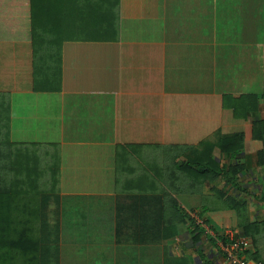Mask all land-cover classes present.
<instances>
[{"label": "crops", "instance_id": "obj_1", "mask_svg": "<svg viewBox=\"0 0 264 264\" xmlns=\"http://www.w3.org/2000/svg\"><path fill=\"white\" fill-rule=\"evenodd\" d=\"M70 26L53 94L34 91L29 30L0 37L13 122L55 145L40 233L51 264H229L187 216L248 237L247 257L264 260V0H120L100 30ZM235 133L237 158H208L207 143ZM207 160L240 163L237 182Z\"/></svg>", "mask_w": 264, "mask_h": 264}, {"label": "trees", "instance_id": "obj_2", "mask_svg": "<svg viewBox=\"0 0 264 264\" xmlns=\"http://www.w3.org/2000/svg\"><path fill=\"white\" fill-rule=\"evenodd\" d=\"M119 2L0 0V32H8L12 38H24L26 36L21 35L23 32L20 30H29L33 50L34 91L53 94L62 89L61 47L71 37L72 32L68 30L70 25H78V35L92 31V28L100 30L107 20H111V16L113 18L116 15ZM100 33L103 32H97ZM249 97L259 101L256 95ZM243 98L246 99V96ZM16 103L17 99L13 101L8 92L0 91V264H51L50 251L43 250L40 233L42 204L49 199L58 183L55 145L35 141L39 131L26 128L22 117L13 122ZM234 112L236 116H242L236 107ZM50 145L53 146L51 149ZM207 146L208 158H211L215 147L237 158L244 146V134L224 135L217 143H207ZM263 154L264 148L259 152L260 156ZM209 162L207 160L206 166L203 164V169L213 175H221L230 184L237 182V176L243 168L240 163H235L219 169L218 164ZM182 164L194 165L191 161ZM187 217L194 232H197L195 242L200 240L202 232L208 238L212 236L211 239L216 243L218 240L227 242L224 237L206 233L195 217Z\"/></svg>", "mask_w": 264, "mask_h": 264}, {"label": "built area", "instance_id": "obj_3", "mask_svg": "<svg viewBox=\"0 0 264 264\" xmlns=\"http://www.w3.org/2000/svg\"><path fill=\"white\" fill-rule=\"evenodd\" d=\"M197 224L205 229L206 233L213 235L212 229L203 218L195 217ZM224 238L227 242L224 243L222 240H218L222 250L225 254V258L229 264H264V260H254L247 257L246 252L250 247V240L246 236L236 234L232 231H227L224 234Z\"/></svg>", "mask_w": 264, "mask_h": 264}, {"label": "rangeland", "instance_id": "obj_4", "mask_svg": "<svg viewBox=\"0 0 264 264\" xmlns=\"http://www.w3.org/2000/svg\"><path fill=\"white\" fill-rule=\"evenodd\" d=\"M21 35H24V33H22ZM12 34H9L8 32H5V31H1L0 32V37H8V38H11ZM169 150L166 151V153H164L167 157L170 158L171 162L174 160V157L176 156L177 154V151H171L168 152ZM159 153H163L162 151H159ZM153 162H156V161H153ZM169 163V162H168Z\"/></svg>", "mask_w": 264, "mask_h": 264}]
</instances>
